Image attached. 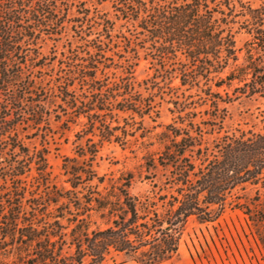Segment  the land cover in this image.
<instances>
[{"label":"trees","instance_id":"1","mask_svg":"<svg viewBox=\"0 0 264 264\" xmlns=\"http://www.w3.org/2000/svg\"><path fill=\"white\" fill-rule=\"evenodd\" d=\"M105 2L115 21L97 8ZM116 21L131 55L114 68L106 53ZM242 32L250 40L241 62ZM141 58L153 74L139 82ZM234 84L235 97L222 93ZM166 90L176 117L147 164L162 169L161 183L143 196L131 194V174L106 185L94 168L100 149L126 147L138 131L146 138L142 123L158 118ZM254 97L264 99V0H0V264H104L114 255L164 264L190 220L214 223L231 206L257 224L264 248V132H230L222 107ZM55 122L80 127L84 140L63 159L68 188L48 158ZM248 186L255 199L236 195ZM97 220L105 227L93 228Z\"/></svg>","mask_w":264,"mask_h":264},{"label":"rangeland","instance_id":"2","mask_svg":"<svg viewBox=\"0 0 264 264\" xmlns=\"http://www.w3.org/2000/svg\"><path fill=\"white\" fill-rule=\"evenodd\" d=\"M254 7H259L263 0H250ZM97 8L110 19L115 21V11L111 2L101 3ZM121 22L116 21V29L113 32L114 42L107 47L108 62L114 68L115 65L123 64L130 57L126 48L124 36H129L127 30L120 27ZM71 32V31H70ZM118 38H117V37ZM250 40L249 35L239 33L236 35V46L241 51L240 61H243L245 43ZM52 43H48L42 49L44 56L51 55ZM63 50L62 46L59 47ZM111 68L112 72H116ZM149 62L143 58L135 67V77L141 82L152 76L153 71L149 69ZM121 74L120 70H117ZM173 86H179V81L175 80ZM234 84L232 88L224 87L221 91L235 97ZM184 88H182L183 90ZM179 91V94L182 92ZM225 90V92H224ZM162 98L157 97L159 116L158 118L146 117L142 127L150 131L144 139L139 138L140 131L137 132V140H133L126 147H121L116 143H105L97 156L94 168L100 177H105L106 185L111 179L117 180L122 174L133 175V182L130 192L134 196H143L150 193L154 185H159L163 179V171L159 167L156 170L148 168L150 159L159 156L163 149L161 134L165 127L173 122L174 113L173 101L176 95L166 90ZM182 96L180 95V100ZM227 109L228 118L226 129L230 132L240 130L242 132L259 133L264 132V99L254 97L252 99L241 98L223 104ZM208 107H205V109ZM120 116L127 118V114ZM137 121H140L136 117ZM154 120V121H153ZM123 124V120H120ZM139 126V128H142ZM66 124L53 123V137L50 139V153L48 155L52 167L53 176L59 187H69L66 176L62 169L64 157H76V152L80 145H84V140H78L77 133L80 127H72L70 130ZM39 147V143H37ZM257 188L248 186L245 191L239 190L236 195L242 198L255 199ZM264 192V191H263ZM244 201V200H243ZM105 227L101 220L96 221V227ZM104 264H136L123 256L109 257ZM164 264H264V248L258 238V226L244 214L241 209L233 206L226 209L221 217L211 224H200L194 219L190 220L183 231L179 243L177 255Z\"/></svg>","mask_w":264,"mask_h":264}]
</instances>
